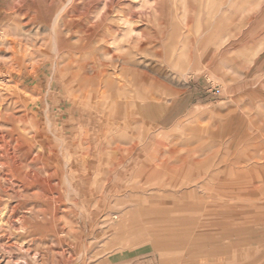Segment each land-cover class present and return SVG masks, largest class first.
<instances>
[{"label":"rangeland","instance_id":"1","mask_svg":"<svg viewBox=\"0 0 264 264\" xmlns=\"http://www.w3.org/2000/svg\"><path fill=\"white\" fill-rule=\"evenodd\" d=\"M11 1L0 0V112L61 158L63 210L60 230L17 222L0 264H264V0H113L141 13L147 47L127 66L142 98L126 107L115 89L102 106L75 99L61 57L77 30L61 26L70 0L21 12ZM102 9L77 4L73 17ZM98 48L91 95L99 71L122 67L121 51Z\"/></svg>","mask_w":264,"mask_h":264},{"label":"bare ground","instance_id":"2","mask_svg":"<svg viewBox=\"0 0 264 264\" xmlns=\"http://www.w3.org/2000/svg\"><path fill=\"white\" fill-rule=\"evenodd\" d=\"M37 1H41L46 4L48 0H12L11 8L14 12H21V9L24 7L26 8L27 5H35ZM100 1L103 4V11L98 14L93 21L84 20L85 24L84 22L83 24L75 22L76 18L74 19L73 14L77 11V4H82L83 6H87L91 9L94 4ZM69 2L72 4L71 7L68 9L67 5L63 7L61 26H63L62 28H64L66 34L71 30H77L75 32L73 31V33H75V37L72 36V38L74 37V43L70 44L69 41H62L61 53L64 55L61 57L63 62H67L68 68L76 69L75 72L71 73L74 79L73 81L76 82L75 92L78 94L75 96V99L78 97L89 102L91 99L95 100L96 102H94L96 103V107H98L99 105L102 106L103 101L105 103L107 99L113 98V95H110V91L115 89V105L123 103V106L126 107L130 103L137 102V100L142 97L138 92V88L136 91L132 89L136 82L134 80H130L127 76V74H129L127 73L129 72L127 66L139 64L140 60L136 57H142V54L147 52V47L144 46L145 41H143L142 31L140 32L137 29H134V25L142 20L141 13L136 12L132 4L124 6L125 4L123 3L124 5L121 4L117 8L113 9V0H70ZM23 11L24 10H22V13ZM25 12L27 11L25 10ZM80 19L81 18H79V20ZM133 35L136 36V40L131 39ZM120 39H124L123 41H125L127 45L124 46L122 44L123 41ZM130 42L131 44L133 43V45L130 46ZM92 44H98L99 48L102 49V52L105 55L109 54L108 48L110 46L114 47L113 51L118 50L119 54L121 51L122 56L119 58L121 60H119V62L122 67H119L121 68L120 73L118 72L119 74H113L114 77L105 78V73L99 71L97 76L100 78L97 80L96 88L91 95L92 92L90 93V91L92 90L88 89L90 88L89 81L91 78L89 79V77H87V70L90 66V63L87 61V55L92 49ZM92 51L94 50L92 49ZM14 54H16V51ZM173 58H176V55ZM114 59L116 58L112 56L111 60ZM114 72L115 70H113V73ZM131 72L132 71H130V73ZM130 92L135 95L126 96ZM150 98L153 101L156 100L154 97ZM16 102L17 100L15 103ZM12 103L13 102L10 101V104ZM15 121H17V119L14 117L12 112H0V241H5V245H7V247H13V243L9 244L10 237L5 236V234L13 229H16L17 222L20 224V228L25 229V231L28 228L41 232L51 229L55 231L60 230L61 210H63L61 209V158L57 154L52 153L47 144H41L37 141L38 137H40L39 135L36 134L30 138L25 137L21 132H19L17 126L14 125ZM3 127H5L4 131L2 130ZM78 140L80 139L78 138ZM255 163H257V161H255ZM66 166H68L67 163ZM4 197L6 198L4 201H6L7 204L1 203L3 202L2 198ZM12 199L13 202L16 199L14 204L10 203ZM52 239L55 238L52 237ZM57 242L58 241L56 240V243ZM46 245L49 246V244ZM22 252L24 251L22 250ZM33 254L35 255V253Z\"/></svg>","mask_w":264,"mask_h":264}]
</instances>
